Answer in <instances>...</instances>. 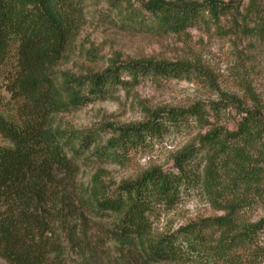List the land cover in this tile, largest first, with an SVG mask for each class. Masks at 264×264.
<instances>
[{
    "label": "trees",
    "instance_id": "obj_1",
    "mask_svg": "<svg viewBox=\"0 0 264 264\" xmlns=\"http://www.w3.org/2000/svg\"><path fill=\"white\" fill-rule=\"evenodd\" d=\"M84 0H0V258L7 264H58L63 244L81 251L76 213L108 221L110 237L136 264H253L264 216L245 210L264 202V116L221 95L212 114L230 105L233 129L210 125L209 111L186 107L145 110L140 121L62 128L55 116L128 90L141 79H179L195 71L184 61L111 62L92 72L55 71L82 14ZM249 0L246 15L258 12ZM121 3L124 5L120 7ZM121 23L179 33L217 23L231 9L219 0H109ZM258 27L264 30V17ZM223 103V104H222ZM207 129L172 156L170 169L152 165L110 185L98 175L76 183L89 164H123L131 151L188 127ZM197 192L220 213L153 234V221ZM121 250V251H123ZM123 252V253H124Z\"/></svg>",
    "mask_w": 264,
    "mask_h": 264
},
{
    "label": "rangeland",
    "instance_id": "obj_2",
    "mask_svg": "<svg viewBox=\"0 0 264 264\" xmlns=\"http://www.w3.org/2000/svg\"><path fill=\"white\" fill-rule=\"evenodd\" d=\"M143 1L146 0H129V4L137 8ZM219 1L230 4L231 9L217 23L200 21L179 33H157L121 23L123 14L111 11L109 0H84L68 46L53 66L55 71L80 74L100 70L113 61L142 59L184 61L194 65L195 71L179 79L143 78L128 90L117 89L110 97L57 114L55 123L62 128L125 124L140 121L146 109L186 107L199 102L209 111L210 125L233 129L238 120L233 105L215 114L209 110L210 101L223 102L221 95L237 100L244 107L257 108L264 116V30L249 31L257 28L258 20L264 17V0L256 1L255 15L245 13L249 0ZM206 129L207 126L191 122L188 127L152 141L145 149L131 151L123 164L84 165L77 173L76 183L85 185L92 175H98L104 182L115 185L152 165L170 169L173 154ZM0 144H6L1 137ZM219 213L201 194L193 192L155 218L152 233L171 231ZM76 214L78 233L85 244L77 251L64 243L58 264H136L128 259L124 247L110 237L108 221L87 212ZM244 214L250 221L263 217L264 202L248 207ZM256 244L259 254L252 263L264 264V229L258 233ZM0 264L7 263L0 258Z\"/></svg>",
    "mask_w": 264,
    "mask_h": 264
}]
</instances>
